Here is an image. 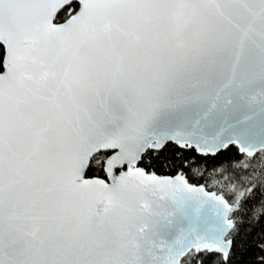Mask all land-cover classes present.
Returning <instances> with one entry per match:
<instances>
[{
	"label": "snow or ice",
	"instance_id": "snow-or-ice-1",
	"mask_svg": "<svg viewBox=\"0 0 264 264\" xmlns=\"http://www.w3.org/2000/svg\"><path fill=\"white\" fill-rule=\"evenodd\" d=\"M0 264H264V0H0Z\"/></svg>",
	"mask_w": 264,
	"mask_h": 264
}]
</instances>
